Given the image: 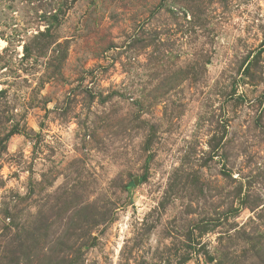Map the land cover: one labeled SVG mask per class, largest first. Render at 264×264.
Segmentation results:
<instances>
[{"label":"rangeland","instance_id":"1","mask_svg":"<svg viewBox=\"0 0 264 264\" xmlns=\"http://www.w3.org/2000/svg\"><path fill=\"white\" fill-rule=\"evenodd\" d=\"M0 264H264V0H0Z\"/></svg>","mask_w":264,"mask_h":264}]
</instances>
